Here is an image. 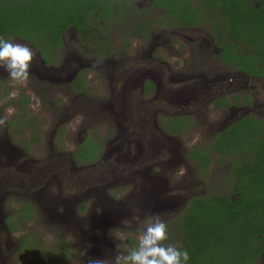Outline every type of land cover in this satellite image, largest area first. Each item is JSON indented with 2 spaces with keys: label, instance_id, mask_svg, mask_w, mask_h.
<instances>
[{
  "label": "flooded vegetation",
  "instance_id": "obj_1",
  "mask_svg": "<svg viewBox=\"0 0 264 264\" xmlns=\"http://www.w3.org/2000/svg\"><path fill=\"white\" fill-rule=\"evenodd\" d=\"M112 5V17L89 20L86 27L92 33L80 35L72 27L64 31L46 59L26 41L10 40L36 53L28 82L35 75L36 86L43 85L40 80L48 83L41 95L31 90L28 96L43 104L48 90L55 94L51 116L58 142L54 149L48 144L46 163L34 159L40 165H29L36 140L12 158L16 148L3 138L25 121L0 126V168L5 169L0 170V264L14 252L35 258L41 240L25 233L15 242L10 238L38 220L47 231L54 230L56 251L65 259L88 257L84 249L92 257L94 246L101 259L104 231L131 218V211L144 219L163 217L167 241L179 246L175 228L187 204L227 194L219 186L216 192L206 191L195 178H213L215 167L225 168L226 176L220 177L229 175V164L221 165L213 152L214 138L233 126L264 132V58L259 56L264 53V0H165L164 7L154 0H115ZM6 76L0 68V88L7 97ZM93 86L102 94L89 95ZM5 115L0 111V117ZM78 115L83 126L77 127V135L83 137L73 139L72 121ZM192 133L208 138L182 141ZM199 153L209 159L207 173L199 166ZM13 161L25 165L12 173ZM181 168L183 175L178 174ZM177 180L182 185L175 187L177 194L186 201L175 205ZM127 184L132 188L124 192ZM183 184L190 193L181 191ZM116 185L120 189L114 193ZM99 188L105 191L94 193ZM9 222L15 231L9 230ZM25 237L29 242L21 250ZM77 245L79 254L72 248ZM12 246L16 248L10 250Z\"/></svg>",
  "mask_w": 264,
  "mask_h": 264
},
{
  "label": "trees",
  "instance_id": "obj_2",
  "mask_svg": "<svg viewBox=\"0 0 264 264\" xmlns=\"http://www.w3.org/2000/svg\"><path fill=\"white\" fill-rule=\"evenodd\" d=\"M112 1L0 0V37L22 39L46 59L70 27L80 35L92 33L86 26L93 16L112 17ZM154 4L164 7L165 0ZM259 56L264 58V53ZM213 144L219 163L230 166L220 186L227 194L195 198L187 204L175 228L179 247L189 253L187 264H264V132L257 135L233 126L217 135ZM198 163L207 173L208 157L199 153ZM14 225L9 222L10 231H15ZM28 242V237L23 238L20 249ZM136 246L131 240L126 251Z\"/></svg>",
  "mask_w": 264,
  "mask_h": 264
},
{
  "label": "rangeland",
  "instance_id": "obj_3",
  "mask_svg": "<svg viewBox=\"0 0 264 264\" xmlns=\"http://www.w3.org/2000/svg\"><path fill=\"white\" fill-rule=\"evenodd\" d=\"M138 2L141 3V1H138ZM141 6L143 7V4H141ZM6 77L9 78L8 87H7L9 94L7 97L5 96L4 98H0V111L7 114V110L12 109L13 114L8 116L6 122H11V123H14V125H15V122H18L19 120H23V121H25V124L22 127L21 126L17 127V125H16V128L9 130L7 132V135H4L3 138H6L8 143H10V145H12L13 148H16V150L18 152H20L21 149L25 145L29 144L31 139L36 140L37 143L35 142V144L32 145V158L33 159L30 158V160H28L27 163L29 165H36V166L40 165V164L35 162V160H38V159H40V160L43 159L44 162L46 163V155L48 153V144L51 143L52 149H54L56 143L58 142L57 136L54 135V133L52 132L54 124H55V120L51 116V109H52L51 103L53 104V100L55 99V96H54L55 94L52 91L48 90L47 95L45 97H43V98H45L43 100L44 103L40 104L41 103L40 98H32V97H29L28 95H32L31 90L37 92V94L40 93V95H41V92L43 91V87H45L44 84H47L48 82H41V80H40L39 82L43 83V85L40 84V87H38L32 83L34 80L38 81V78L35 75H33L30 82H28L25 86H21L19 84L14 83L9 76H6ZM0 81H2V80H0ZM26 89H28V91ZM13 93H15V95H13ZM2 94H3V91L0 88V96ZM88 94L89 95H91V94L101 95L102 90L100 87L93 86L91 88V91L88 92ZM25 96L29 97L30 103H28V104L23 103ZM100 100H104V99L100 98ZM80 119H81V116L78 115V116H75L73 121H72V125L76 127L71 133V136L73 139H81L83 137L82 134L77 135V132H78L77 127L79 125L83 126V123H79ZM1 127H3V126H1ZM67 130H69V128H67ZM90 133H91V131L88 130L87 134H90ZM72 138L67 135V139H69L71 141V143L74 141ZM196 138L199 139L200 141H205V139L208 138V136H206V135L200 136L199 134H196V133L193 134L192 133L191 136L186 135L185 137H183V136L181 137L183 142H187L189 140L194 141ZM71 143H69V145L67 146L68 149L71 148ZM0 144L3 145L2 143H0ZM5 144L6 143H4V145ZM13 152L14 153L12 154V158L15 157V154H16V151H13ZM36 154H37V156H36ZM21 163L22 162H20V161L19 162L15 161L14 163H12L11 169L13 171H11V172L14 173L15 170H18V167L20 169H22V166H24L25 163H23L22 166H21ZM216 168L217 167H215V172H212L213 178H209V177L207 178L202 174H200L198 177L195 176V178L201 180L204 183L206 191H209V192L215 191L216 192V186L220 187L224 184V181L226 178L220 177V176L225 175V168H221V169H216ZM0 170H5V169L0 168ZM215 173H217V175L214 177ZM227 177H228V175H227ZM218 178H219L218 181H216V180H215V182L209 181V180L218 179ZM175 187H178V188L182 187L181 183H179L178 180L175 181V185L172 188V190L176 192L174 194L177 195V199H176V203H175V205H176V204H179L183 200L184 194L178 195L177 189ZM183 187L184 188L182 190L180 189L183 193H190L191 188L185 189V188H188L186 186V184H183ZM131 188H132V184H127L126 186H124V192L131 190ZM116 189H120V185H116V186H113L111 188V190L114 191V193L116 192ZM103 190L101 188L94 189V193L100 192V194H101V193H103L102 192ZM195 190H197V189H194L193 191H195ZM5 197L3 198V200L5 199ZM12 199H13L12 203L17 204V200L15 201L14 198H12ZM115 199L119 200L117 198H115ZM161 201L163 202L164 200L161 199L158 202L159 206H160ZM183 201H186V200H183ZM19 203L20 202H18V204ZM0 211H1V209H0ZM130 214H132L131 218H127V219L122 220L118 226L111 228L108 232H106V234L104 231V235H105L106 239L103 241L102 244H100L98 246L100 254L104 252V254L102 255L104 260H110L112 257H114L116 255L117 251L125 253L126 248L130 247V245H131V240L135 241L136 244L138 245V236L140 234L138 231L139 225L135 222H131L132 217H133V212L131 211ZM141 219L143 220L144 218L141 217ZM93 220H94V218H93ZM162 220L164 221L163 217H162ZM39 222H40V220H38V223ZM37 224H35V225L29 224L21 232L15 233L10 238L11 240H13V242H15L16 238L21 236V234L25 233V234H30V235L34 236V238L41 240L43 245H39L38 248H40V249H38V250H37V248H35V251H34V257L35 258H33V256L32 257H27V256L26 257H23V256L19 257L17 255L18 253L16 254L14 252L13 254H15V256H13L11 259H9V262H6V264H29L30 260L32 262H36L39 264H90V262H93V261L103 260L102 257H101V259L98 258L99 256L97 255V251H95V249H96L95 246L93 247L94 253H93L92 257H90V254H89L90 250L84 249L81 252H82L83 256L86 255V253H87L88 257L86 255L84 258L82 256H80V257L76 256L73 258L71 257L69 259H65L64 257L60 256V254L56 251L58 247H57V243H56V240L54 239V237H56L57 235L53 236L52 231H54V230L47 231L46 230L47 227L44 224L39 223L41 225V227H39L38 226L39 224L38 225ZM60 234H61V232H60ZM120 234H123L125 237L123 242H121L117 238ZM61 236H62V234H61ZM72 241L73 240L70 239L69 243L72 244V246H73L75 243H73ZM164 243L166 245L172 244V242H170V241H165ZM118 244L126 245L127 247L121 246L119 249H117L116 246ZM174 245H175V243H174ZM15 248H16L15 246H12L10 248V250H14ZM72 248L76 249V250H74V253H75V251L77 252V254L80 253V251H78V249H79L78 245H77V247H72ZM261 264H263V263H261Z\"/></svg>",
  "mask_w": 264,
  "mask_h": 264
},
{
  "label": "clouds",
  "instance_id": "obj_4",
  "mask_svg": "<svg viewBox=\"0 0 264 264\" xmlns=\"http://www.w3.org/2000/svg\"><path fill=\"white\" fill-rule=\"evenodd\" d=\"M36 53L27 45L0 37V68H3L12 81L21 86L28 83L30 68ZM15 95V93H13ZM13 114L12 109L7 110L5 116L0 117V126H3L8 116ZM186 170L181 168L179 175ZM139 225L138 245L130 248L126 253L117 251L110 260H99L90 264H187L189 253L187 250L174 244H165L168 240L167 224L159 215H149L145 219L133 216L132 221ZM121 242L125 237H117ZM126 245L118 244L119 249Z\"/></svg>",
  "mask_w": 264,
  "mask_h": 264
},
{
  "label": "water",
  "instance_id": "obj_5",
  "mask_svg": "<svg viewBox=\"0 0 264 264\" xmlns=\"http://www.w3.org/2000/svg\"><path fill=\"white\" fill-rule=\"evenodd\" d=\"M12 150L17 152V150H16V149H12ZM13 151H12V152H13Z\"/></svg>",
  "mask_w": 264,
  "mask_h": 264
}]
</instances>
